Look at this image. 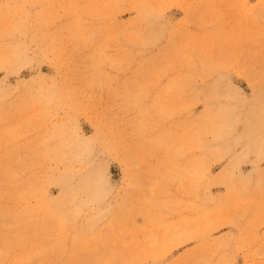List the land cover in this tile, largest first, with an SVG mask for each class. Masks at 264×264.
<instances>
[{"label": "rangeland", "instance_id": "374dc122", "mask_svg": "<svg viewBox=\"0 0 264 264\" xmlns=\"http://www.w3.org/2000/svg\"><path fill=\"white\" fill-rule=\"evenodd\" d=\"M0 264H264V0H0Z\"/></svg>", "mask_w": 264, "mask_h": 264}]
</instances>
